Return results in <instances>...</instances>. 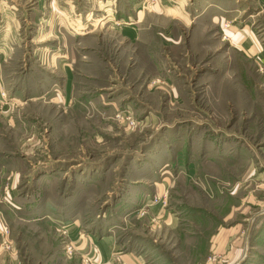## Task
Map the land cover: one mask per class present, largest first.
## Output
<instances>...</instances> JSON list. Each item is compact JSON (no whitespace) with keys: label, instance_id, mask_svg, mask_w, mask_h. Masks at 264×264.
I'll return each mask as SVG.
<instances>
[{"label":"rangeland","instance_id":"rangeland-1","mask_svg":"<svg viewBox=\"0 0 264 264\" xmlns=\"http://www.w3.org/2000/svg\"><path fill=\"white\" fill-rule=\"evenodd\" d=\"M18 4L17 49L0 55L20 99L0 113V264H101L76 230L123 252L156 239L150 264H203L236 224L232 264H264V69L242 49L264 50L262 1L72 0L80 26L49 21L51 0ZM108 15L143 29L141 44ZM163 182L176 229L138 217Z\"/></svg>","mask_w":264,"mask_h":264},{"label":"crops","instance_id":"crops-1","mask_svg":"<svg viewBox=\"0 0 264 264\" xmlns=\"http://www.w3.org/2000/svg\"><path fill=\"white\" fill-rule=\"evenodd\" d=\"M18 1L19 0H0V55L3 54H12L17 48L15 45H18V34H17V25L15 26L16 22L18 21ZM91 3L97 4V6L100 7V10L102 11V5H110L111 0H89ZM262 4L264 5V0H261ZM81 3V2H80ZM78 4V3H77ZM54 6L53 13H50L51 15L46 16V18L49 21H57L58 25H62L63 22L70 21L72 24L79 25L81 22V12L79 11H72L71 6L72 0H51V7ZM74 7V6H73ZM217 7V6H216ZM145 11L148 9L145 8V6L142 7ZM17 11H15V10ZM79 9V8H78ZM155 9V8H154ZM153 10V9H152ZM157 10V8L155 9ZM225 10L222 12L224 13ZM145 13V12H144ZM143 11H140L137 15V21L135 22V25H140L142 16L144 15ZM221 13V12H220ZM79 16V17H78ZM139 16V17H138ZM151 16V15H150ZM223 16V15H221ZM185 17V16H184ZM45 18V20H46ZM122 19L116 20L114 16H109L107 18H102L99 21H112L113 26L117 25L120 28H118L119 32L123 33V35L130 37L131 41L133 43H137L140 45V39L144 35V30L140 27L137 29L135 27H131L132 25H129L128 27H125L123 23H125L123 16ZM224 18V17H223ZM221 18L223 21L224 19ZM48 23V22H46ZM103 25V24H102ZM62 27V26H61ZM130 27V28H129ZM224 30V29H223ZM66 31V30H65ZM94 30H90V32H84L79 33V35H87V33H92ZM226 32V30H224ZM227 34L232 39V41L235 42H242L243 41V51L247 52L249 55V58L255 60V62L259 65L261 69H264V50H262L260 47H258L257 43L254 42V40L250 37L249 40H242L241 41V30H236V26L231 27ZM84 35V36H85ZM7 56V55H6ZM63 61V58H61ZM62 61L58 62L59 69L67 70L70 67H67ZM1 62V61H0ZM6 62V61H5ZM67 75L69 76L68 72ZM70 79V78H68ZM60 92V91H59ZM56 93V99L53 98V100L60 105L67 104L66 102L69 99L66 96L68 91H64V93ZM14 93H17L15 90H10V86L8 85L7 80L4 77V74L2 72V66L0 64V113H7L11 110V105L17 104V102H20V99L17 97H11V95L15 96ZM11 94V95H10ZM5 95V97L3 96ZM55 95V94H54ZM11 97L12 100L7 101V98ZM40 93L36 95V97H40ZM41 98V97H40ZM43 98V96H42ZM29 100H35V98L30 97ZM38 100V98H37ZM12 103V104H11ZM27 103V102H26ZM154 189L155 194L157 197H160L162 195H165L167 193L168 189V183L163 182L160 185L155 186ZM149 195L144 196V199L141 200L143 203V207L139 209L138 217L140 218H150L151 221L156 224H163L164 226H171V229H176L179 225L178 218L175 217V214L169 212V210L166 209V206H161V204H154L153 202L147 201L146 198H148ZM14 208H19L18 206L13 205ZM9 208V207H8ZM239 224H236L234 226V229L232 232L226 233L224 232H218L213 237L212 246L209 249V252L212 251L214 255L213 258L205 259L206 263L203 264H213L214 262L223 261L226 262V264H232L236 263V260L239 259V256L241 255V245H242V231L241 228L238 227ZM78 236V237H77ZM75 239H78L76 241V244L78 245V249L80 251H86L88 249L89 252H92V249L95 252L94 254L98 256V260L101 264H150L148 263V258L153 261H160L158 260L161 258V253L156 252H150L152 249H156L155 245L157 243L156 239L152 240V243L145 239V242L150 246L149 252L147 253H136L134 251H128L123 252L121 251L120 245L117 243V240L114 237H104L99 239V241L94 242L92 245H90L89 242H86L84 238H82V235H78V230L75 232ZM144 240L142 243H145ZM160 256V257H159ZM203 262V259L198 261Z\"/></svg>","mask_w":264,"mask_h":264},{"label":"built area","instance_id":"built-area-1","mask_svg":"<svg viewBox=\"0 0 264 264\" xmlns=\"http://www.w3.org/2000/svg\"><path fill=\"white\" fill-rule=\"evenodd\" d=\"M5 97V95H3ZM155 203L162 204L163 206L167 205V194L162 195L160 197H155ZM90 264H94L93 262H90Z\"/></svg>","mask_w":264,"mask_h":264}]
</instances>
